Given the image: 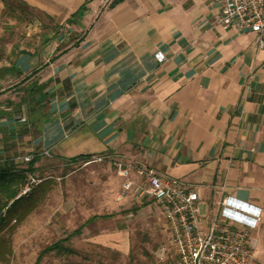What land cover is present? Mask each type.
Returning a JSON list of instances; mask_svg holds the SVG:
<instances>
[{
	"label": "crops",
	"instance_id": "1",
	"mask_svg": "<svg viewBox=\"0 0 264 264\" xmlns=\"http://www.w3.org/2000/svg\"><path fill=\"white\" fill-rule=\"evenodd\" d=\"M110 1L0 64V162L134 161L196 187L207 218L225 195L254 203L264 264V33L219 24L222 0Z\"/></svg>",
	"mask_w": 264,
	"mask_h": 264
},
{
	"label": "rangeland",
	"instance_id": "2",
	"mask_svg": "<svg viewBox=\"0 0 264 264\" xmlns=\"http://www.w3.org/2000/svg\"><path fill=\"white\" fill-rule=\"evenodd\" d=\"M82 1L5 0L0 64L12 62L21 50L39 51L54 33L63 30L67 17ZM93 159L67 161L46 156L36 162L26 182L30 176L38 181L31 190L36 191L37 206L23 220L7 221L0 230V264H178L156 204L134 195L120 198L115 160ZM18 163L21 166L13 167L28 164ZM204 212L202 205L200 213ZM95 215L99 218L63 242L75 253L54 250L36 262L44 247L67 237Z\"/></svg>",
	"mask_w": 264,
	"mask_h": 264
},
{
	"label": "built area",
	"instance_id": "3",
	"mask_svg": "<svg viewBox=\"0 0 264 264\" xmlns=\"http://www.w3.org/2000/svg\"><path fill=\"white\" fill-rule=\"evenodd\" d=\"M217 21L242 32L264 33V0H222ZM156 58L166 60L163 52H157ZM45 154L50 155L48 151ZM33 158L24 155L16 160L29 163ZM114 165L121 179L120 198L129 194L147 198L161 211L178 264H256L248 230L259 227L263 216L260 206L225 195L207 218L200 213L201 196L193 185L138 162L120 159ZM37 182L30 176L20 195L28 194Z\"/></svg>",
	"mask_w": 264,
	"mask_h": 264
},
{
	"label": "trees",
	"instance_id": "4",
	"mask_svg": "<svg viewBox=\"0 0 264 264\" xmlns=\"http://www.w3.org/2000/svg\"><path fill=\"white\" fill-rule=\"evenodd\" d=\"M2 1L5 3V0ZM120 1L121 0H111L108 6L113 7ZM89 157L90 155H84L79 158L87 159ZM38 160L39 157L35 156L26 167L20 168L0 166V230L6 225L7 221H12L13 219L16 221L23 220L29 212L37 206L35 190L30 191L28 195H20V192L26 183L28 172L35 169V164ZM100 217H103V215ZM97 218H99L98 215L91 217L67 237L47 246L41 251L36 262H38L44 254L53 250H64L66 252L75 253V250L64 246L63 242L81 232L86 225Z\"/></svg>",
	"mask_w": 264,
	"mask_h": 264
}]
</instances>
